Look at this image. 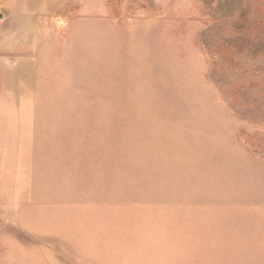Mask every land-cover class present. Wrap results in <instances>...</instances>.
<instances>
[{"label": "rangeland", "instance_id": "obj_1", "mask_svg": "<svg viewBox=\"0 0 264 264\" xmlns=\"http://www.w3.org/2000/svg\"><path fill=\"white\" fill-rule=\"evenodd\" d=\"M32 14H46L40 105L88 113L77 129L95 154L83 168L101 175L95 200L223 222L246 238V264H264V0H0L5 105L30 51L8 48L29 41ZM13 197L0 192V264H77L64 223H49L62 198L34 196L25 210Z\"/></svg>", "mask_w": 264, "mask_h": 264}, {"label": "crops", "instance_id": "obj_2", "mask_svg": "<svg viewBox=\"0 0 264 264\" xmlns=\"http://www.w3.org/2000/svg\"><path fill=\"white\" fill-rule=\"evenodd\" d=\"M45 15L32 14L22 28L26 36L30 35L29 41L8 48L30 51L22 58L25 65L19 68L21 82L19 75L14 78L15 83L20 82L18 90L7 94L15 105H5L0 96V192L13 195L14 203L25 210L38 209L39 206H31L34 196L61 197L62 203L56 200L46 207L53 212L49 223H64L70 248L72 245L82 250V255L76 254L85 264H102L103 259L111 260L110 264H120L119 260L125 259L126 264H246L253 257L247 256L246 238L225 234L223 222H186L149 213L161 210L158 204L95 200L102 189L101 175L97 181L93 172L87 173V159L95 154L86 150L91 145L77 129L84 125L83 115L88 113L82 109L41 106L39 102L46 97L42 94L46 82L39 80L45 64L40 58L38 38L39 20ZM19 99L25 102L20 104ZM28 99L32 101L29 103ZM98 113L101 112H89ZM19 196L33 199L27 201L18 199ZM87 197L91 200L87 201ZM123 210L127 213H119ZM18 211L15 219L19 221ZM134 211L142 213H130ZM33 223L34 220L28 221L31 226ZM184 227H194L193 233H186L181 229ZM76 254L69 257L80 264ZM255 255L261 257L259 253Z\"/></svg>", "mask_w": 264, "mask_h": 264}, {"label": "trees", "instance_id": "obj_3", "mask_svg": "<svg viewBox=\"0 0 264 264\" xmlns=\"http://www.w3.org/2000/svg\"><path fill=\"white\" fill-rule=\"evenodd\" d=\"M261 34L262 35L259 38V49L260 50L262 49L263 50L262 52H264V30H262Z\"/></svg>", "mask_w": 264, "mask_h": 264}]
</instances>
